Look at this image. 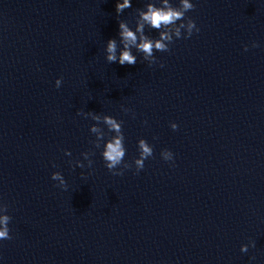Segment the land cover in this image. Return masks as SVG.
I'll list each match as a JSON object with an SVG mask.
<instances>
[{
  "label": "water",
  "instance_id": "water-1",
  "mask_svg": "<svg viewBox=\"0 0 264 264\" xmlns=\"http://www.w3.org/2000/svg\"><path fill=\"white\" fill-rule=\"evenodd\" d=\"M150 2L0 0V264H263L264 0H192L199 32L154 64L135 47V65L109 63L119 21L135 31ZM105 115L123 121V175L102 157ZM141 138L154 153L137 172Z\"/></svg>",
  "mask_w": 264,
  "mask_h": 264
},
{
  "label": "clouds",
  "instance_id": "clouds-1",
  "mask_svg": "<svg viewBox=\"0 0 264 264\" xmlns=\"http://www.w3.org/2000/svg\"><path fill=\"white\" fill-rule=\"evenodd\" d=\"M132 7V0H117L116 12L121 14L125 9ZM195 4L192 0H179V5H174L171 0H162L160 6H157L155 0L146 5V10L139 9V19L137 20L135 31L124 21H119V38L124 45L123 50L117 56V40L111 38L107 41L106 45V60L109 63L119 62L120 65H135L137 58L132 54V48L135 47L137 51L143 53L144 59L149 64H154L157 60L155 56L156 51L165 52L170 50V44L174 42V39L178 38H190L193 32H199L200 29L196 24V21L191 17H186V13L193 10ZM179 22V23H178ZM150 29L159 31V38H150L145 35V26ZM139 33V42L138 36ZM252 47H259L258 42L253 41ZM248 50V45H245V51ZM161 66H163L161 64ZM63 77H59L56 80V87L59 88L62 84ZM129 111V109H124ZM79 115L91 116L96 122L100 121V116L89 112L85 113L83 110L78 112ZM103 122L108 126L109 132L115 133L104 143L102 150V157L106 167L113 175H123L124 169L131 168L132 164L125 162L124 157L126 155L125 136L122 128L123 121L118 120L113 115H105ZM146 123V121H145ZM171 128L176 130L178 124L171 123ZM92 132H97L98 129L93 125L90 129ZM103 140V136L100 137ZM99 148L100 145L97 144ZM139 156L134 160L137 172L142 170L145 165V160L151 157L154 153L153 146L145 139L141 138L138 141ZM67 155H71V152L66 150ZM164 160L171 161L174 159V154L170 149H164L161 152ZM84 158L88 161V166L93 164L92 159L87 152L83 153ZM123 164V168H119ZM74 166L83 168L85 165L77 161ZM52 179L58 181V186L67 189V181L60 171L52 173ZM12 217L8 214V205L0 203V240L11 239L9 223ZM251 246L255 247L256 242L251 241ZM249 244H243L241 246L242 252H247ZM252 259H255L253 257Z\"/></svg>",
  "mask_w": 264,
  "mask_h": 264
}]
</instances>
